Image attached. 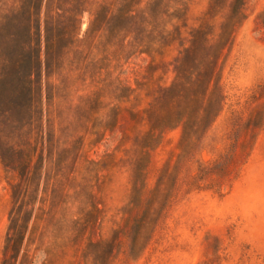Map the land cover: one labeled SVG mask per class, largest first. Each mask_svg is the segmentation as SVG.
Here are the masks:
<instances>
[{
	"label": "rangeland",
	"instance_id": "374dc122",
	"mask_svg": "<svg viewBox=\"0 0 264 264\" xmlns=\"http://www.w3.org/2000/svg\"><path fill=\"white\" fill-rule=\"evenodd\" d=\"M236 3L0 0V264H264V0Z\"/></svg>",
	"mask_w": 264,
	"mask_h": 264
},
{
	"label": "trees",
	"instance_id": "16d2710c",
	"mask_svg": "<svg viewBox=\"0 0 264 264\" xmlns=\"http://www.w3.org/2000/svg\"><path fill=\"white\" fill-rule=\"evenodd\" d=\"M236 1H237V3L235 5V12L238 13V12L241 11L242 5L244 4L245 0H236ZM49 41H50V37H49L48 34H46V42H47V44L49 43ZM39 57H40V54H39Z\"/></svg>",
	"mask_w": 264,
	"mask_h": 264
}]
</instances>
